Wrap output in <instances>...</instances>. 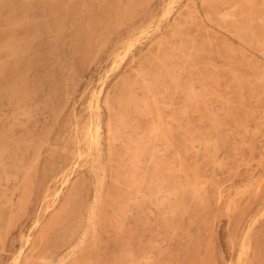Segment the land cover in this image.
<instances>
[{"label": "rangeland", "instance_id": "rangeland-1", "mask_svg": "<svg viewBox=\"0 0 264 264\" xmlns=\"http://www.w3.org/2000/svg\"><path fill=\"white\" fill-rule=\"evenodd\" d=\"M0 264H264V0H0Z\"/></svg>", "mask_w": 264, "mask_h": 264}]
</instances>
